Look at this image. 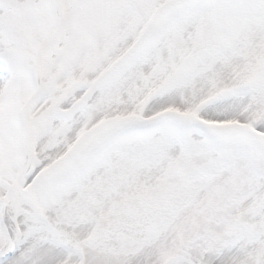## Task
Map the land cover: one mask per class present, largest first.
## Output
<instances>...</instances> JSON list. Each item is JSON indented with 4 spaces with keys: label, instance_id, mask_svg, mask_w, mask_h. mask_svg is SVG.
Instances as JSON below:
<instances>
[{
    "label": "snow or ice",
    "instance_id": "snow-or-ice-1",
    "mask_svg": "<svg viewBox=\"0 0 264 264\" xmlns=\"http://www.w3.org/2000/svg\"><path fill=\"white\" fill-rule=\"evenodd\" d=\"M0 264H264V0H0Z\"/></svg>",
    "mask_w": 264,
    "mask_h": 264
}]
</instances>
